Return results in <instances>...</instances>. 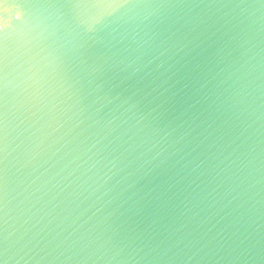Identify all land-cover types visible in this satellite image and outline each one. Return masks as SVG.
Masks as SVG:
<instances>
[{
    "label": "water",
    "instance_id": "water-1",
    "mask_svg": "<svg viewBox=\"0 0 264 264\" xmlns=\"http://www.w3.org/2000/svg\"><path fill=\"white\" fill-rule=\"evenodd\" d=\"M101 11L0 0V260L264 264V0Z\"/></svg>",
    "mask_w": 264,
    "mask_h": 264
},
{
    "label": "snow or ice",
    "instance_id": "snow-or-ice-1",
    "mask_svg": "<svg viewBox=\"0 0 264 264\" xmlns=\"http://www.w3.org/2000/svg\"><path fill=\"white\" fill-rule=\"evenodd\" d=\"M142 2L143 0H65V7L73 11L75 19H79L82 22L93 21L89 26V30H92L104 18L101 10L111 9L112 11L108 13V15H111L125 7L138 6ZM3 71V57L2 53H0V78H2ZM0 180H2V177H0ZM6 250L7 241L3 237H0V253ZM0 264H3V260H0Z\"/></svg>",
    "mask_w": 264,
    "mask_h": 264
}]
</instances>
